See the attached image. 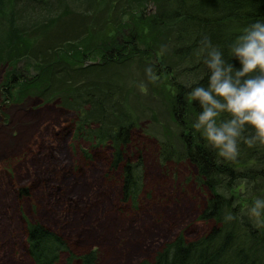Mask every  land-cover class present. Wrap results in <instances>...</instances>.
I'll list each match as a JSON object with an SVG mask.
<instances>
[{"label": "trees", "instance_id": "trees-1", "mask_svg": "<svg viewBox=\"0 0 264 264\" xmlns=\"http://www.w3.org/2000/svg\"><path fill=\"white\" fill-rule=\"evenodd\" d=\"M71 1L74 5L95 2ZM133 1L140 3L137 4L138 16L132 13L131 19L141 21V26L131 24L130 20L129 24L118 27L121 31H116L127 30V41L120 43L110 38L88 49L81 44L87 42L78 43V40L77 45L65 43L50 48L55 32L52 33L48 25L34 24L33 19L30 20L37 9L45 13L50 4L59 7L61 0L55 3L51 0H0V63L10 68L0 86L1 115L6 117L1 109L5 104L21 103L32 95H38L44 103L62 99V104L72 103L71 108L89 106L95 110L82 123L74 125L73 137L84 139L95 149L108 148L109 169L119 171L120 202L131 209L139 208L141 163L127 153L134 123L117 109L121 102L118 92L114 96L110 80L104 78L105 84H99L98 78L101 71L105 74L103 71L108 72L111 65H124L128 59L139 55L155 58L160 49L150 48L144 52L136 42L146 39L145 29L150 33L163 32L164 42H172L174 48L168 59L164 58L162 65L165 66L163 72L156 74L160 79L156 84L164 86L161 80L166 79L165 72L171 77L167 81L173 88L171 110L185 153L179 157L173 155L170 147H161L159 158L162 163L180 162L181 158L194 167L196 182L209 192L197 221L208 227L192 240L179 234L172 242L164 244L151 260L138 264H264V143L250 126L236 124V135L230 137L234 151L229 153L221 145L218 154V149L205 136L207 125L201 124L199 119L209 106L193 98L197 88L209 90L214 53L220 56L222 71L231 66L229 75L235 80V72L241 66L233 50L255 24L264 26V0H164L163 8L156 6L151 14L142 8L148 0ZM55 23H59V14ZM138 32L141 38L131 40L130 36ZM91 56L93 61L87 64ZM30 64L40 65L33 75L29 72ZM179 64L184 66V81L179 79L183 72L178 73L179 66L175 67ZM250 75L261 74L257 71ZM232 119L227 112H218L212 123L217 130H222ZM240 188L245 190L243 197L241 190L234 191ZM16 196L24 200L30 193L19 188ZM24 222L25 250L32 264H99L98 251L89 249L75 253L64 236L53 228L37 220L25 219ZM96 225L104 240L110 241L109 224L98 221ZM62 255H65L63 261Z\"/></svg>", "mask_w": 264, "mask_h": 264}, {"label": "rangeland", "instance_id": "rangeland-1", "mask_svg": "<svg viewBox=\"0 0 264 264\" xmlns=\"http://www.w3.org/2000/svg\"><path fill=\"white\" fill-rule=\"evenodd\" d=\"M139 3L95 0L93 5H74L71 0H61L59 7L50 4L45 13L37 9L30 20L48 25L55 32L50 48L65 43L77 45L78 40L87 42L81 44L89 49L110 38L120 43L127 41V30L116 31H121L118 27L130 20L131 24L141 26V21L131 19L132 13L138 16ZM163 4L164 0H148L142 8L151 14L156 6L163 8ZM58 14L59 23H55ZM143 35L146 39L138 40L136 46L144 52L160 49L155 58L139 55L124 65H111L98 78L99 84H105L104 78L110 80L114 96L118 92L121 102L117 109L134 123L127 153L141 163L139 208L131 209L120 202L119 171L109 169L108 148L95 149L84 139L73 137L74 125L95 110L89 106L71 108L72 103L62 104V99L44 103L38 95L28 96L21 103L5 104L1 109L6 117L0 112V264H32L25 250V219L40 221L61 233L75 253L98 251L99 264L151 260L179 234L192 240L207 230L208 226L197 220L209 192L196 182L194 167L181 158L180 162L164 163L159 158L161 147H170L173 155L179 157L185 153L171 110V77L165 72L166 79L161 80L164 86L156 84L160 80L156 74L163 72L162 62L174 46L170 41L164 42L165 34L161 31L150 33L145 29ZM141 36L138 32L130 39ZM91 61L92 56L87 64ZM182 65H175L179 66L178 73L184 71ZM39 67L30 64L29 72L33 75ZM8 70L6 64L0 63V86ZM184 75L185 72L179 76L181 81ZM2 101L0 95V106ZM213 147L220 154L219 147ZM19 188L27 189L30 197L18 199ZM262 188L264 196V183ZM239 190L243 197L244 188L234 191ZM98 221L109 224L110 241L104 240L97 230ZM62 257L63 261L65 255Z\"/></svg>", "mask_w": 264, "mask_h": 264}, {"label": "clouds", "instance_id": "clouds-1", "mask_svg": "<svg viewBox=\"0 0 264 264\" xmlns=\"http://www.w3.org/2000/svg\"><path fill=\"white\" fill-rule=\"evenodd\" d=\"M241 41L233 50L241 66L235 72V80L229 75L231 66L222 71L220 56L214 53L210 64L214 71L209 80V90L197 88L193 94L194 99L209 106L199 118L201 124L207 125V140L217 147L224 145L229 153L234 151L230 137L236 135V124L250 126L264 143V26L255 24ZM257 71L261 75H250ZM218 112H227L233 118L222 130H217L212 123Z\"/></svg>", "mask_w": 264, "mask_h": 264}]
</instances>
